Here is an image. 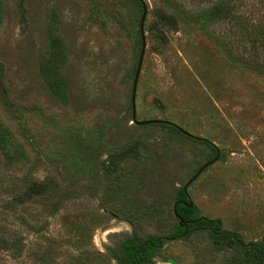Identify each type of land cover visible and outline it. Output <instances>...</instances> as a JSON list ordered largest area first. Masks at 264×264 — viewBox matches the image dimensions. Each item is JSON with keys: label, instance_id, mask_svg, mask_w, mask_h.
<instances>
[{"label": "rangeland", "instance_id": "obj_1", "mask_svg": "<svg viewBox=\"0 0 264 264\" xmlns=\"http://www.w3.org/2000/svg\"><path fill=\"white\" fill-rule=\"evenodd\" d=\"M143 1L136 118L210 143L132 122L138 0H0V264H119L127 238L172 234L177 189L215 156L186 185L192 203L264 239V72L216 43L226 22L186 18L197 0ZM54 40L63 98L44 72ZM154 264L243 262L200 230L163 242Z\"/></svg>", "mask_w": 264, "mask_h": 264}, {"label": "trees", "instance_id": "obj_2", "mask_svg": "<svg viewBox=\"0 0 264 264\" xmlns=\"http://www.w3.org/2000/svg\"><path fill=\"white\" fill-rule=\"evenodd\" d=\"M197 1L198 3L195 7L190 9V12L186 11L190 14L186 18H190L191 22L202 27L210 26L211 23L214 22H226L227 29L221 31L223 36H215L216 43L224 49L227 57L230 58L232 62H238L239 65L264 72L263 15L259 16L258 14H254L248 16L243 8L246 5V0ZM250 1L251 0H249V2ZM259 1L264 3V0ZM138 2L140 1L138 0ZM231 37L234 41L231 40ZM232 46L245 48L249 53L251 51L252 59L240 55L236 50L232 51ZM61 50L62 45L57 40H54L53 50L51 51L52 57L50 56L48 63L44 65V72L45 76L47 75L46 78L51 88L50 90H52L58 98H63L66 95V82L61 74L58 73L59 64L56 61V59H58L56 53L62 57ZM157 125L172 126L176 128L169 123ZM177 130L189 138L210 143L204 138L187 135L179 129ZM179 200H183V202ZM175 201H177V205L175 206L176 213L181 217L183 224H179V221L177 220L174 231L168 236L148 235L144 238L138 237L136 240L127 238L120 243V248L123 250V254L118 258L119 264H154L153 256L155 250L158 249L163 242L179 236L188 238L192 233L200 230H206L210 234L214 244L221 248L236 245L241 253L243 264H264V239L245 241L239 233L224 229L219 217L211 218L201 215L199 209L194 203H192L190 196L183 186H180L177 189ZM190 203H192L191 206H189ZM188 226L190 227L187 229Z\"/></svg>", "mask_w": 264, "mask_h": 264}, {"label": "water", "instance_id": "obj_3", "mask_svg": "<svg viewBox=\"0 0 264 264\" xmlns=\"http://www.w3.org/2000/svg\"><path fill=\"white\" fill-rule=\"evenodd\" d=\"M139 1L141 2V5H142V16H140V20H139V35H140L141 49H140V54H138V59L136 62L134 77H133V81H132V91L130 93L131 120L133 123L138 124V125L169 123V124H172L173 126H175L177 129H179L181 132L186 133L187 135H190L187 133V131L185 129H183L182 127H180L177 124H175L171 121H168V120H162V119L138 120L136 118L134 97H135V92H136V88H137V82H138V78H139V72H140V68H141L142 57H143V54L145 53V48H146V40H145L144 30H143V21H144L145 16L147 15L146 4L144 3L143 0H139ZM216 158H217V156H215L212 160L208 161L201 168H199L195 172V174L189 179V181L184 185V187H186V185L188 183H190L202 169H204L207 165L212 163ZM179 201L183 202V200H179ZM176 205H177V201H175L173 206H172V212H173V215L178 219L179 223L182 224L181 217L176 213V209H175ZM189 205L191 206V204H189Z\"/></svg>", "mask_w": 264, "mask_h": 264}, {"label": "flooded vegetation", "instance_id": "obj_4", "mask_svg": "<svg viewBox=\"0 0 264 264\" xmlns=\"http://www.w3.org/2000/svg\"><path fill=\"white\" fill-rule=\"evenodd\" d=\"M185 185V184H184ZM184 185H182L183 186V188L185 189V191H186V187H184ZM187 192V191H186ZM190 204H192V203H190ZM190 206V205H189ZM177 219V218H176ZM178 220V219H177ZM179 223V222H178ZM180 224V223H179ZM183 224V223H182ZM181 224V225H182ZM189 228V226L187 227V229ZM153 261H154V256H153Z\"/></svg>", "mask_w": 264, "mask_h": 264}]
</instances>
